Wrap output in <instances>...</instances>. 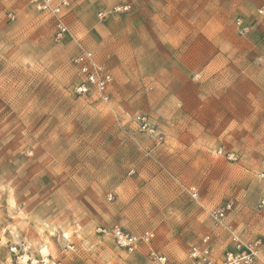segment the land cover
Listing matches in <instances>:
<instances>
[{
	"label": "rangeland",
	"instance_id": "obj_1",
	"mask_svg": "<svg viewBox=\"0 0 264 264\" xmlns=\"http://www.w3.org/2000/svg\"><path fill=\"white\" fill-rule=\"evenodd\" d=\"M183 3L171 31L144 0H71L58 41L31 0H0V264H188L207 234L219 263L231 230L264 264V0ZM80 44L113 75L108 103L73 92ZM116 225L155 239L130 253Z\"/></svg>",
	"mask_w": 264,
	"mask_h": 264
},
{
	"label": "built area",
	"instance_id": "obj_2",
	"mask_svg": "<svg viewBox=\"0 0 264 264\" xmlns=\"http://www.w3.org/2000/svg\"><path fill=\"white\" fill-rule=\"evenodd\" d=\"M31 3L38 12L48 14L53 18L54 37L56 40L59 41L67 35H72L71 27L67 20L71 0H31ZM263 12V9L260 10V13ZM100 15L102 16V13ZM236 25L241 34L248 33L249 26L245 25L242 20H237ZM79 47V51L73 58V63L78 69L80 79L73 86V92L78 96L95 97L104 103H108L110 100V88L113 84V75L105 64L98 61L92 50L81 44ZM137 119L144 130L151 133L155 132L154 128L150 126L147 116L140 114ZM229 159H232V156ZM260 178L264 182V173L260 174ZM189 193L194 200H198L200 197L196 188H191ZM261 205H264V200H262ZM232 206V202L229 201L210 211V216L217 225H223L232 210ZM108 233L120 248L130 253L138 252L145 246L151 245L155 239V233L152 230L134 233L119 225L114 226ZM210 239L211 236L207 234L200 243L192 245L188 255V264H252L259 257L263 245L261 240L244 241L231 230L230 240L232 247L225 252L222 261L218 263L214 259ZM149 255L161 264H171L166 255L159 254L154 249H150ZM49 263L48 260L45 261V264Z\"/></svg>",
	"mask_w": 264,
	"mask_h": 264
},
{
	"label": "crops",
	"instance_id": "obj_3",
	"mask_svg": "<svg viewBox=\"0 0 264 264\" xmlns=\"http://www.w3.org/2000/svg\"><path fill=\"white\" fill-rule=\"evenodd\" d=\"M159 3H160L159 6H157V5H155L156 4L155 0H144V7L143 8H144V10H160L159 14L161 16H167L165 18V21L167 23H169V25L171 26V31H175L176 30L175 25L170 24V22H177L178 18L174 19V18L169 17V16H172V15L178 16V14L182 12L183 5H184L183 0H160ZM231 4L232 3H230V6H231ZM157 7H159V8H157ZM197 11L198 10H195V12H197ZM191 12L193 13L194 10ZM162 20H163V18H162ZM168 35L169 36L164 38L165 39V43H164L165 46H174V45L179 44V43H177L178 39L176 38L175 34L172 33V34H168ZM197 37H198V35H196V38H195L196 47L199 45ZM192 39H194V38H192ZM174 41H176V42H174ZM192 45L194 46V43H192Z\"/></svg>",
	"mask_w": 264,
	"mask_h": 264
},
{
	"label": "bare ground",
	"instance_id": "obj_4",
	"mask_svg": "<svg viewBox=\"0 0 264 264\" xmlns=\"http://www.w3.org/2000/svg\"><path fill=\"white\" fill-rule=\"evenodd\" d=\"M41 253L46 256L48 254V249L47 248H43Z\"/></svg>",
	"mask_w": 264,
	"mask_h": 264
}]
</instances>
